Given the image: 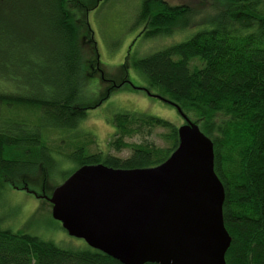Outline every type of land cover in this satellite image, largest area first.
<instances>
[{"label":"trees","instance_id":"trees-1","mask_svg":"<svg viewBox=\"0 0 264 264\" xmlns=\"http://www.w3.org/2000/svg\"><path fill=\"white\" fill-rule=\"evenodd\" d=\"M70 1L0 0L1 12L15 21L7 27L10 47L32 40L30 47L41 46L37 50L51 55L52 62L59 66V75L66 78L55 84L60 92L57 99L35 101L0 92V109L12 101L40 105L47 113L54 109L57 124L68 127L77 125L76 117L71 118L73 112L86 116L72 106L88 61L83 29L86 26L87 32L92 31L87 11L82 20L77 19ZM217 1L230 5L229 9L219 12L192 38L130 63L146 78L149 91L177 104L214 143L215 171L226 194L224 221L232 237L227 264H264V0ZM141 9L139 24L145 38L169 36L189 27L194 18L188 6H172L164 0H145ZM5 31L0 23V38ZM90 42L96 50L94 40ZM194 61L201 66L192 67ZM0 76L10 80L2 71ZM112 123L116 135L111 147L118 152L131 149L130 156L122 159L83 153L76 159L78 168L99 163L116 169L155 167L179 145L178 128L156 117L122 111ZM157 128L170 130V148L148 141H126L135 134L151 136ZM39 139L16 137L0 125L1 180L8 170L16 171L17 165L39 163L23 156L35 155V147L43 145ZM0 264L122 263L88 245L63 248L34 234L0 226Z\"/></svg>","mask_w":264,"mask_h":264},{"label":"rangeland","instance_id":"rangeland-1","mask_svg":"<svg viewBox=\"0 0 264 264\" xmlns=\"http://www.w3.org/2000/svg\"><path fill=\"white\" fill-rule=\"evenodd\" d=\"M144 1H70V5H74L77 19L82 20L87 11L92 31L87 32L86 26L83 29L88 61L79 81L80 92L72 107L86 116L82 118L71 113V118L76 117L77 120L75 127L57 124L52 113L54 109L47 113V109L40 105L28 106L12 101L0 109V125L8 127L16 137L39 136L43 144L35 147V155H23L33 161L39 160L38 164L17 165L16 171L8 170L0 179L1 228L34 234L63 248L87 245L82 239L71 237L52 218V205L43 197H50L53 190L80 166L76 159L83 153H102L122 159L130 156L131 149L118 152L110 145L116 135L112 123L116 114L122 111L141 113L168 121L177 128L185 124L175 106L150 97L146 92L133 89L128 84L108 91L112 85L103 78L113 80L117 86L123 85V81L128 79L135 86L147 88L146 78L131 67V60L150 56L189 40L207 27L219 12L229 9L230 5L217 0H164L172 6H188L194 13L192 24L169 36L145 38L141 36L145 30L139 24ZM78 5H82V8ZM2 8L0 23L6 31L0 38V45L3 46L0 50V72L10 80H3L0 76V92L33 98L35 101L57 99L60 92L55 84L66 81V78L59 75V66L52 62L51 55L45 56L41 50H37L41 46L30 47L32 40L18 46L14 43L13 48L10 47L12 41L8 39L7 27L15 21L5 16L1 12L4 11ZM90 40H94L96 50ZM193 66L200 67L201 63L194 61ZM147 136L135 134L127 137L126 141H148L163 149L172 145L169 129L157 128L151 136ZM25 189L36 193V196L42 195V198H36Z\"/></svg>","mask_w":264,"mask_h":264},{"label":"water","instance_id":"water-1","mask_svg":"<svg viewBox=\"0 0 264 264\" xmlns=\"http://www.w3.org/2000/svg\"><path fill=\"white\" fill-rule=\"evenodd\" d=\"M129 85L178 109L185 120L178 147L155 167L78 168L43 197L52 218L71 237L122 264H227L232 237L212 139L177 104Z\"/></svg>","mask_w":264,"mask_h":264},{"label":"flooded vegetation","instance_id":"flooded-vegetation-1","mask_svg":"<svg viewBox=\"0 0 264 264\" xmlns=\"http://www.w3.org/2000/svg\"><path fill=\"white\" fill-rule=\"evenodd\" d=\"M103 80L104 81H107L110 85H112L109 89H108V91L112 88H117L118 86L116 85V83L113 81V80H110V79H106V78H103ZM129 85V80L128 79H125L124 81H123V85ZM130 86V85H129ZM36 198H42V195H38V196H36Z\"/></svg>","mask_w":264,"mask_h":264}]
</instances>
